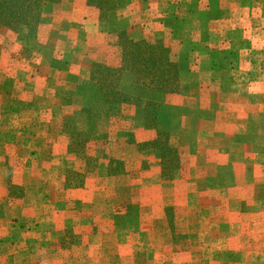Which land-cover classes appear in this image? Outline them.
<instances>
[{"label":"rangeland","instance_id":"obj_1","mask_svg":"<svg viewBox=\"0 0 264 264\" xmlns=\"http://www.w3.org/2000/svg\"><path fill=\"white\" fill-rule=\"evenodd\" d=\"M134 1L124 0L107 13L87 0H47L39 12L28 14L34 18L31 26L12 30L0 24L9 34L0 46V69H7L0 77V264L187 260L180 253L198 234H183L177 209L164 196L172 194V182L178 184L175 175L191 146L188 129L180 128L185 114L167 99L196 93L200 81L189 66L174 61L173 53L171 58L157 32L142 36L125 30L122 14ZM95 25L105 34L86 35ZM159 47L167 54L156 51ZM229 59L221 64L223 88L235 78L232 53ZM72 62L81 65L76 74ZM211 66L218 70L220 64ZM52 79L58 85L49 83L53 87L42 95L39 88ZM14 121L19 128H11ZM44 134L67 142L61 162L62 189L68 193H52L48 201L54 202L40 214L31 208L24 185L40 180L29 170L43 167L35 154L44 148L39 142ZM41 177L51 182L50 176ZM87 185L93 191L90 206L77 200L80 193L70 192ZM151 207L155 233L147 222ZM53 212L71 214V228L54 221ZM92 232L105 236L104 255L93 252L89 260L78 261L75 256L84 248L78 244Z\"/></svg>","mask_w":264,"mask_h":264},{"label":"crops","instance_id":"obj_2","mask_svg":"<svg viewBox=\"0 0 264 264\" xmlns=\"http://www.w3.org/2000/svg\"><path fill=\"white\" fill-rule=\"evenodd\" d=\"M181 1L183 5L178 7L173 0H135L121 19L127 31L135 29L142 36L157 32L171 58L174 54V61L189 66L190 75L200 81L196 93L170 95L167 99L168 105L185 114L180 128L188 129L191 147L175 175L180 177L178 184H169L172 194L164 198L177 209L183 234H198L180 253L182 260L187 258L180 264H264V0ZM85 31L86 35L105 34L98 25ZM8 36L0 29V46ZM230 53L236 64V72L230 74L235 78L223 88L227 86L223 78L226 69L221 64L232 62ZM213 63L220 64L218 70L213 69ZM71 64L76 74L81 65ZM6 70L0 69V77ZM52 80L45 89L39 88L40 93L44 90L42 95L58 85ZM49 83L53 85L49 87ZM186 111L197 112L200 117ZM10 126L20 127L17 121ZM55 137L44 134L39 139L44 148L35 159L43 167L29 171L40 180L24 185L26 193H31V208L40 214L54 202L48 201L52 193H68L62 189L61 162L66 157L67 142L63 136ZM43 175L50 176L51 182L42 179ZM70 192L80 193L77 200L83 204H92L93 191L88 185ZM52 214L54 221L71 228V214ZM147 222L150 232L155 233L152 207ZM103 241V234L92 232L78 244V248L84 247L78 257L67 253L78 261L90 258L93 252L104 255Z\"/></svg>","mask_w":264,"mask_h":264},{"label":"trees","instance_id":"obj_3","mask_svg":"<svg viewBox=\"0 0 264 264\" xmlns=\"http://www.w3.org/2000/svg\"><path fill=\"white\" fill-rule=\"evenodd\" d=\"M123 1L124 0H87L88 5L95 6L100 11L107 13L116 10L119 3ZM45 2H47V0H0V24L12 30H15L17 26H31L34 18L28 16V14L31 10H37L39 12L40 6ZM160 50L167 54L164 48H156V51ZM140 58L144 60L146 57L140 55ZM165 62H169L168 55L166 56Z\"/></svg>","mask_w":264,"mask_h":264}]
</instances>
